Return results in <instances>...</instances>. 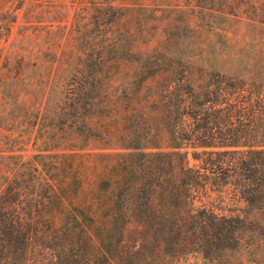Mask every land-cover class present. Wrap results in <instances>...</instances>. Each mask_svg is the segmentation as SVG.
I'll list each match as a JSON object with an SVG mask.
<instances>
[{"label": "trees", "instance_id": "obj_1", "mask_svg": "<svg viewBox=\"0 0 264 264\" xmlns=\"http://www.w3.org/2000/svg\"><path fill=\"white\" fill-rule=\"evenodd\" d=\"M171 1L72 0L53 123L0 191V264H260L232 253L264 235V72L150 48Z\"/></svg>", "mask_w": 264, "mask_h": 264}, {"label": "rangeland", "instance_id": "obj_2", "mask_svg": "<svg viewBox=\"0 0 264 264\" xmlns=\"http://www.w3.org/2000/svg\"><path fill=\"white\" fill-rule=\"evenodd\" d=\"M191 4L171 1L161 14L177 28L167 41L157 37L150 48L213 57L214 69L229 74L264 72V63L250 60L264 57V0H216V8L226 12L201 11ZM253 4L259 6L263 23L252 19ZM43 9L50 12H40ZM78 11L85 14L72 0H0V191L14 166L10 155L36 152L53 123L62 79L49 58L72 49ZM49 43L55 46L46 55ZM255 234L262 237L261 247L233 252L234 259L243 253L247 260L264 264V235Z\"/></svg>", "mask_w": 264, "mask_h": 264}]
</instances>
